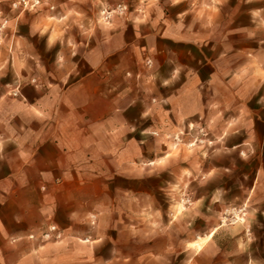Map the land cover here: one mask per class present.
<instances>
[{"label": "rangeland", "instance_id": "obj_1", "mask_svg": "<svg viewBox=\"0 0 264 264\" xmlns=\"http://www.w3.org/2000/svg\"><path fill=\"white\" fill-rule=\"evenodd\" d=\"M18 1L0 0V264H264V0H214L187 63L165 59L171 38L103 64L84 159L53 143L85 69L77 43L51 0Z\"/></svg>", "mask_w": 264, "mask_h": 264}, {"label": "crops", "instance_id": "obj_2", "mask_svg": "<svg viewBox=\"0 0 264 264\" xmlns=\"http://www.w3.org/2000/svg\"><path fill=\"white\" fill-rule=\"evenodd\" d=\"M143 1L148 2L143 3ZM213 1L51 0L54 8L46 9L45 16L61 22L62 31L68 33V40L77 43L78 64L85 66L78 82L69 86L64 93L71 121L68 120L66 125L63 123L62 128L65 129L63 134L68 139L60 136L57 140H53V143H76L78 151H83L81 158L84 159L83 146L87 143L86 128L91 125L95 129L96 122L101 116L99 104L102 94L100 82L102 65H111L113 71L110 73H117L118 65L131 61L135 63L146 53L155 58L159 52L158 45L166 42L167 46H171L169 40L171 38L175 42L173 44L175 51L171 54L169 48L163 50L165 59L173 57L178 58L181 64L187 63L185 58L192 59L194 57L192 52L201 46L197 34L200 31H207L210 21L213 24L212 17L215 16ZM219 1L221 6H216L217 12L224 9V4L228 0ZM119 3H126L129 6L125 17H115L110 24H103L101 21L103 9L115 8ZM208 17L211 19L208 20ZM61 78H70V73L66 75L63 72ZM91 81H93L92 90L86 88V83ZM184 88L177 86L175 88L177 95H184ZM73 96L78 97L76 104L72 103ZM39 135L41 137L38 136V139L43 138L42 132ZM20 140L15 139V143H21ZM43 150L41 149L42 152ZM212 232L214 234L210 237ZM212 232L207 236L210 239L215 237V231ZM199 239H203V236ZM195 241L198 242V239L191 241L190 244ZM204 248L202 246L200 250L198 249L196 256L199 257L196 260L203 261V257L207 258L210 255Z\"/></svg>", "mask_w": 264, "mask_h": 264}, {"label": "built area", "instance_id": "obj_3", "mask_svg": "<svg viewBox=\"0 0 264 264\" xmlns=\"http://www.w3.org/2000/svg\"><path fill=\"white\" fill-rule=\"evenodd\" d=\"M40 2V0H34V4H38ZM29 3V0H19L16 4L19 5V4H25L27 5ZM120 9L123 10L124 7L120 6ZM110 14V12H108ZM147 63L148 64H151V60L148 59L147 60Z\"/></svg>", "mask_w": 264, "mask_h": 264}, {"label": "bare ground", "instance_id": "obj_4", "mask_svg": "<svg viewBox=\"0 0 264 264\" xmlns=\"http://www.w3.org/2000/svg\"><path fill=\"white\" fill-rule=\"evenodd\" d=\"M214 234V232H212L211 234H210V237L212 236ZM202 246V243H199V247H201Z\"/></svg>", "mask_w": 264, "mask_h": 264}]
</instances>
